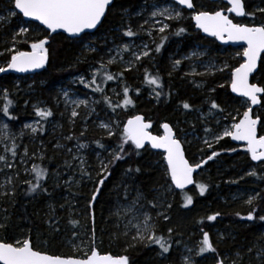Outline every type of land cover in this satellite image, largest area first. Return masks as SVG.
Returning <instances> with one entry per match:
<instances>
[{
  "label": "snow or ice",
  "instance_id": "obj_1",
  "mask_svg": "<svg viewBox=\"0 0 264 264\" xmlns=\"http://www.w3.org/2000/svg\"><path fill=\"white\" fill-rule=\"evenodd\" d=\"M114 4L115 0H0V30H3V35L6 37L4 46L0 50V57L5 58L3 62H0V74H7L10 71L25 73L40 69L49 60V48L46 47L49 43L48 36L30 41L28 38L30 26L25 24L24 18H28L29 21L39 22V25H42L43 29L47 30L49 36L52 33H56L57 30H62L68 34L70 39L83 40L84 37L81 34L87 35L89 30L97 29L107 19V13ZM226 5L227 13L234 14L235 17L248 18L247 22H234V18H229V15L225 14L224 8L215 11H197L194 0H152L150 4L146 0L145 5L136 13L137 17H143L147 13V18L143 19V23L138 24L134 30L130 23L131 17L129 16V20L124 21L117 31L121 38L139 37L141 33H144L151 41V44L142 42L141 45L132 46L124 43L116 45L115 49L108 48L107 53L101 54L95 65L91 66L89 73L91 78H87L86 75H80L78 82L85 89H91L94 93H101L103 103L113 113L117 109L133 105V99L129 96L130 88L125 82L126 74L134 71L138 72L145 58L151 60L155 54L161 53L170 35H184L188 29L183 26H177L173 30L171 22L178 24L184 18L183 9L191 10V20L195 21L196 28L201 32L225 43L229 41L243 42L246 45V47H243L242 53H237V56L243 57V62L238 67H230L225 63L217 71L230 70L231 91L246 98L248 106L243 111L242 117L239 118V122H236V116H231L233 123L230 127H225L222 134H217L213 129L205 127L206 138L203 143L207 147L212 148L213 142L219 143L225 137H230L233 141H244L246 144L245 151L250 156L251 161L262 162L260 167L264 168V135L259 137L257 135V125L258 123H264V119L259 115L253 118L252 107L256 105L264 106L262 104V101H264V86L249 83L250 74L257 70L258 60L264 59L261 56L264 53V0H260V4L256 5L252 11L248 10L247 0H226ZM121 15L127 16L128 10L123 9ZM13 19L19 20L15 27L11 26ZM258 20L259 22H257ZM107 45L108 41L105 39L102 47H107ZM21 47H27L30 50H21ZM114 50L116 55L120 57L119 62L122 65L120 70L115 73L109 71V67L117 63L116 57L111 55ZM84 51L87 54H99L101 49L96 46L95 42H89L84 44ZM123 53H129L131 58L125 60ZM192 55L203 56L206 53L193 52ZM183 59L189 60L191 56H185ZM86 60L87 56L84 57V61L77 57L78 63ZM171 63L173 70H177L180 68L182 60L175 59ZM213 68H215V65L209 62V65L206 66V73H198L193 68L191 72L185 73V76L211 74ZM171 75L172 72H169V77ZM98 78H100L99 82ZM108 81L121 82L122 101L113 102L109 96L104 95L105 89L100 85ZM161 81L162 78L159 73L153 75L149 73L147 68L144 69L143 84L151 88L150 94L156 100H159L164 95ZM196 87H202V85L196 84ZM219 87L224 88L225 85L220 84ZM158 89L160 90L158 91ZM208 91L214 93L216 89L209 88ZM120 94V92L116 93L117 96H120ZM136 94L137 96L141 94L140 88L136 89ZM11 96L12 93L7 88H0V149H2V154H0V173H3L6 177L4 183L0 184V264H131L128 255L114 257L111 254H101L96 242L95 205L117 162L124 161L133 154L139 155L140 151L146 148V145H150L152 149H163L165 153L163 159L166 162L164 175L168 179L164 184L152 190L151 199L141 189L133 188L132 185L124 180L120 181V184L116 187H123L124 203L117 207L114 215L125 219L127 223H125L123 231L113 233L112 238L117 241L123 240L125 252L137 247L151 248L152 246H157L159 249L158 255L167 259L173 251V244L179 245L181 243L180 240L174 239V234L179 235L174 228L169 227L167 235L162 233L159 228V220L171 221L169 213L173 208V203L167 197L169 194L174 197L175 190L179 189L183 194L184 201L181 207L188 208L192 205L193 197L184 193V189L187 185L195 183L193 173L207 165L209 161L219 157L220 152L213 150L211 155L207 156V159H203L200 163L193 165L185 159L182 141L174 132L173 127L167 122L161 125L164 130L163 135H152L148 131L152 125L150 122H145V118L142 115L129 117L123 123L122 129L118 121L101 122L98 127L103 130L106 137L108 139L118 137L119 142L109 151L101 140L94 141L98 148L108 151L110 157L109 159H102L100 153L96 154L99 163L95 177L92 171L89 170L91 166L87 165L84 157L72 154V149L70 148L67 151L71 159H66L63 167L72 174L68 175L67 179H63L64 174L59 171L54 174L57 187L66 188L72 194L73 199L79 197V199L84 200V208L82 212H77V215L81 216L85 223L80 225L79 220L69 217L68 223L74 229L69 242L75 252L73 255L68 256L52 255L39 250L34 245L31 229H29V234L26 236L13 237L9 235L12 213L5 204L12 207L15 206L16 196L18 195V183L28 186L25 195L32 196L38 192L47 194L48 189L43 186L42 181L49 175L47 168H41L38 164H33L31 169L24 168L23 171L29 173V175L34 174V177L32 179H20L18 164L36 159L37 153L29 155L27 147H24L21 155L18 151L20 144L17 143V140L26 134L25 130L30 129L31 134H36L42 130V126L38 129L33 124L25 123L19 134L11 132V125L5 120L9 122L18 120V116L10 111L14 107V101ZM68 96V91H63L66 109L69 104L75 105L69 117L70 122L75 124L76 118L80 115L77 109L81 105L87 107L88 101L84 99L69 101ZM96 103H99V101ZM206 103L209 105L208 115L213 116V118L215 114L222 115L224 113V109L221 108L215 99H208ZM27 104L28 101H25V105ZM180 107L186 111L193 110L192 104L187 101H183ZM33 109L35 116L42 120L54 115L51 109L41 108L38 105H33ZM92 112H95V109H91L89 113H86V116ZM224 118L227 119L228 117ZM201 120L203 122V116ZM219 123L220 121L218 120L217 125ZM86 131L87 127L80 132V136L83 137ZM208 136H211L212 140H209ZM65 139L79 140L75 136H66ZM56 147L59 148L61 145L57 144ZM76 147L77 151H79L86 148L87 145L78 143ZM226 150L236 151L235 148ZM39 159L43 160L44 156L40 155ZM77 160L79 161L78 164L75 163ZM77 171L80 174L79 179H75ZM140 171L139 166L135 168L129 166L124 170L123 175L131 178L134 172L139 173ZM245 175L264 179V174L258 176L256 166L251 167ZM33 179L35 182H33ZM241 179H244V177H241ZM88 183L92 184V188L89 194H85L81 191V187L86 188ZM231 183H238V181L233 180ZM207 187L205 184H196L201 196L205 194ZM73 188H76L75 192H72ZM133 191L135 195L132 194ZM244 203L249 206L250 210L246 215L236 213L241 220H259L264 222V215L260 214L261 211H264L260 207L261 204H264V191H257L254 195H248ZM65 205H67L69 213L74 211L71 200L65 198V203L59 206L61 211L64 210ZM49 209L51 214L47 217L46 223H48L52 232L58 233L60 228L58 226L59 220L55 216L56 208L53 205H49ZM153 212H155V216H153ZM219 215L220 213L209 215L207 220L215 221ZM198 223H203V220L198 221ZM78 227H82V235L75 230ZM200 232L202 239L198 243L195 257L206 259L207 254H211L214 264H245L244 256L246 252L249 257H254L258 264H264V244L260 242L264 240V236H261L245 252L238 249L233 256H229L218 251L207 231L201 228ZM224 239L225 237L221 235L220 240L223 241ZM77 240H79V244L76 243ZM192 251V249L186 248L187 253ZM179 257V264H200L199 259H195L193 256L183 252L179 253Z\"/></svg>",
  "mask_w": 264,
  "mask_h": 264
},
{
  "label": "trees",
  "instance_id": "obj_2",
  "mask_svg": "<svg viewBox=\"0 0 264 264\" xmlns=\"http://www.w3.org/2000/svg\"><path fill=\"white\" fill-rule=\"evenodd\" d=\"M143 0H115L114 6L110 8L107 13V19L99 26V28L93 33V36H101L112 32L115 28L120 26L122 22L121 12L123 9H127L130 15L139 6ZM204 5L207 6L209 11H212L214 4L207 0H201ZM195 4L197 0H194ZM249 5L248 10L252 11L253 8L260 4V0H247ZM226 7L225 4L222 5ZM184 14H189L190 11L184 10ZM248 18H234V22H247ZM259 22V20L257 21ZM173 24V30L177 26H183L188 29V31L182 36L170 35L169 40L166 42L161 53L156 55V62L158 63L161 72L159 75L162 78V91L164 95L156 100L154 97L145 100L144 94H141L133 99V105H129L127 108L117 109V118L120 119L121 124L127 121V119L133 115H142L145 120L150 122L152 127L150 128L152 133L159 130V125L165 122L171 123L177 112H174L175 105L178 104L179 100L182 102L188 100L190 104L196 109L200 107L203 109L204 104L199 101L203 97L207 99H215L221 106V108L226 107L227 104L232 103V101H237L236 97H233L228 86L225 84L224 88H220L221 75H216L214 77L206 79V89L215 88L214 93L207 92L205 95L198 93L195 89H191L190 86L181 85L180 81L177 79L178 73L172 72L171 77L167 73L171 72L168 67V55L173 53L178 43H180L184 53L193 47L194 43H204L211 46V53L213 57L222 56L219 51L220 47L214 40L202 37L198 31H193L192 21L188 20L184 23ZM31 26H36L34 23ZM0 34L3 35V30H0ZM0 35V37H1ZM48 36L49 43L47 47L49 48V60L46 62L45 67L39 72L32 74L33 86L26 88L22 85L20 88H16L12 84V79H23L27 78L16 77L12 73L8 75L0 76V87L7 88L10 93H12L11 99L14 101V107L10 109L13 114L18 116V120L15 122H9L12 130H16L21 126L26 120L35 116L33 105L37 98L45 101L49 105L48 109L53 111L52 98L56 95V88L63 84H66L67 79L74 77L81 71H84L85 62H77V57H80L82 53V45L85 41H88L92 34L83 35V40L69 39L63 34L48 35V33L40 29V35L37 38H44ZM175 44V45H173ZM238 48H223V54H225L226 60L233 67H238L241 63V59H235L233 53L237 52ZM264 57V54L262 55ZM84 61V60H83ZM152 69L151 66H149ZM132 73V72H131ZM126 74V81L130 80V74ZM30 76V75H29ZM229 77V76H228ZM230 78V77H229ZM219 79V80H218ZM128 80V81H127ZM252 81L256 84L264 86V59L260 60L259 68L257 74L252 78ZM220 83V84H218ZM127 84V83H126ZM130 89V84L128 85ZM160 89H158L159 91ZM90 91V90H88ZM136 92V90H131ZM171 93V95H169ZM190 93L192 95H190ZM130 96V95H129ZM192 96V98H190ZM102 100V99H101ZM25 101L28 104L25 105ZM181 105V103H179ZM263 104V101H262ZM99 108V107H98ZM257 115L264 119V113L257 110ZM240 118V117H239ZM239 120V119H238ZM63 127L61 129L62 136H75L79 140H66L69 146L77 145L78 143L86 144L87 146L94 143L96 140H101L107 146H113L119 142L118 137H113L108 139L106 135L96 128L89 122L88 130L83 137L80 136V120L77 119L75 124L70 126L66 123H62ZM174 132L178 133L174 130ZM259 134H263V123H261L259 128ZM25 137L22 138V142H25ZM179 138V136H178ZM50 142L45 146L44 149V159L40 163L42 168H47L49 170V175L45 177L42 181L43 186L48 189V193L38 192L32 196L25 195L27 190V185L18 183L15 206H9V211L12 213L11 229L9 232L10 236L19 237L21 235H28L29 229H31V236L34 245L41 251H45L52 255L68 256L73 255L74 250L71 246L67 244L70 240L71 233L74 230L72 226L68 223L69 217L72 219L79 220L80 225H83L85 221L77 212H82L84 208V200L72 198V194L64 187L56 186L55 173L59 171L63 173V179H67L68 175L72 173L63 167L64 161L69 160V153L65 150H58L53 148L54 141L50 137ZM68 141V142H67ZM234 144L230 138H226L223 142L218 145L204 150L202 152V159H207L208 155H211L213 150L220 152L219 157L215 158L213 161H209L207 165L203 166L207 169V175L205 181L200 184L207 185V191L203 196L199 193L193 197V204L188 208H183V194L181 192H175V195L169 194L171 197V202L173 203L171 221L162 222L158 221L160 231L166 234V229L172 227L176 230L174 234V239L180 240L179 245L173 248V251L167 259L161 260L155 253L159 251L157 246H152L151 248L137 247L135 249H130L127 252L124 251L120 241L112 240L111 233L113 232V220L112 210L114 209L115 202L123 199V187H116L120 184L121 180L126 181L130 185L137 186L144 193L148 195V198H152V190L159 185L164 184L168 179L164 173L160 172L154 165L156 160H161L160 153H154L148 148L140 151L139 155L133 154L130 158H126L124 161L117 162L116 166L112 170L111 177L106 181L102 194L99 197L98 202L95 205L96 212V242L99 247L101 254H111V255H128L131 260V264H179L178 255L179 250L184 244L187 238L188 240H196L201 237L200 229L203 228L210 235V239L217 246L218 251L221 254H227L233 256L234 253L239 249L242 252L248 247H251L257 242V240L264 236V222L256 221H244L241 220L236 213L241 215H246L250 210L249 207H239L237 202L230 201V194H232L235 189L242 184V189H252L253 191H264V179H258L257 177L246 176L238 183L225 184L227 177H222L220 172H225L230 175H239L241 172H245L247 168L256 165L258 176L264 174V168H260L258 165L253 164L249 155L246 153L245 149L239 150L242 153L241 157L236 160L235 157L229 156L228 152L224 151L223 147H231ZM30 150L34 151L35 144L29 145ZM127 147V146H126ZM85 152L90 155V150L86 148ZM185 156L189 162H191V152L188 148L184 149ZM110 157H108L109 159ZM88 161H90V156H88ZM132 166L133 168L139 166L141 171L139 173H133L131 178L125 177L123 175L124 170ZM230 166H234L232 169ZM92 170V167L89 169ZM216 172V174H215ZM95 177V172H92ZM78 176V174H75ZM221 176V178H220ZM20 179L24 180V177L20 175ZM33 182L35 180L33 179ZM247 182V183H246ZM92 184L88 183L87 187H81V191L85 194L90 193ZM76 188L72 189L75 192ZM189 190L184 191L187 195ZM65 198L72 201L75 213H69L67 205L63 211L60 210V204L65 203ZM78 201V202H77ZM49 205H53L56 208L55 216L59 220L60 231L58 233L52 232L49 229L48 223H46L47 217L51 214ZM239 207V208H238ZM261 209H264V204L260 205ZM78 209V210H77ZM220 213L215 221H208L207 216ZM260 214L264 215V211ZM203 220V223H198V221ZM90 226V224H89ZM222 229L224 232L225 239L223 241L213 234L212 228ZM78 227L77 229H79ZM82 228V227H81ZM77 229H75L77 231ZM264 244V240L260 241ZM211 259H204L200 261V264H214L212 255ZM245 264H258L254 257H249L246 252L244 256Z\"/></svg>",
  "mask_w": 264,
  "mask_h": 264
},
{
  "label": "rangeland",
  "instance_id": "obj_3",
  "mask_svg": "<svg viewBox=\"0 0 264 264\" xmlns=\"http://www.w3.org/2000/svg\"><path fill=\"white\" fill-rule=\"evenodd\" d=\"M152 2V0H147V3L150 4ZM146 3V0H143L139 6L133 11V13L130 15V12H128L127 16H122V22L124 21H128L129 20V16L131 17L130 19V23L132 24L134 30L136 29L137 25L140 23H143V19L147 18V13L144 14L143 17H137L136 13L137 11H139L141 9L142 6H144ZM210 4H214L215 6H213L212 11L215 10H219L220 8H224L226 11V7L227 5H225L226 7H223L222 5L224 3H222L221 1L219 2H215V3H210ZM196 6H197V11L200 10H208L207 6L204 5L202 3L201 0H197L196 2ZM191 15L192 12H190L189 14H184V18L181 19L178 24L180 23H184L188 20H191ZM19 22L18 19H13L12 21V27H15L16 24ZM171 23H175L176 22H171ZM25 24H27L28 26H30V32L28 34V38L29 40H34L36 39V37L38 35H40V29H42L40 26H38L37 24H35L36 26H31L29 22H25ZM120 24V25H121ZM119 28V26L117 28H115L112 32L101 35V36H92L89 37L88 41H85L82 45V53L80 55L81 60H84V57L87 56V61L85 64V68L84 71H81L80 73H78L77 75H75L74 77H71L69 79H67L66 84H63L61 86H58L56 88V95L53 96L52 98V105H53V113L54 115L52 117L47 118L46 120H42L39 117L33 116L30 119L26 120L21 126H19L16 130H12L10 128V131L16 134H19L20 130L22 129L23 125L25 123L28 124H33V126L37 127L38 129L41 128L42 126V130L38 131L36 134H31L30 129L25 130V142H22V137H20L17 140V143L20 144V148H19V153L22 155L23 151H24V147H27L29 155H32V153H37V158L34 160H29L27 163H23V164H18V168L20 169V175L24 177V179H32L34 177V174L29 175V173H25L23 171L24 168H28L31 169L33 164H38L40 166V163L42 162L41 159H39L40 155L44 156V149L46 144L48 143L47 141L50 142V137L52 138V140L54 141L55 144H53V148H56L58 150H65L68 153V149H72V154L78 155V156H82L84 157V159L86 160L87 165H90L92 167V172H96L98 171V160H97V153H100L101 158L102 159H108L109 155H108V151H104L103 149H100L96 146L95 143H92L90 145L87 146V149L90 150V155H88L87 152H85V149H80L79 151H77V145L74 146H69L67 143H65L66 136H62L61 133V129L63 127V122L72 126L74 124H72L69 120L70 117V113L73 107H75V105L69 104L67 106H65V102H64V98H63V91H68L69 96H68V100H80V99H84L88 101V105L87 107L84 105H81L80 108L77 109V111L80 113L79 117L76 118L80 120V129L84 130L85 127H87L88 130V124L89 122L96 128V130H100L103 132V130H101L98 125L101 122L104 123H110L111 121L115 120L120 122L121 125V129H122V124L119 118H117V111L115 113H113L110 109H108V107L103 103V99H102V94L101 93H94L91 91V89H85L83 87V85L79 84L78 82V77L80 75H86L87 78H91L90 77V68L91 66L95 65V62L99 59V56L101 54L107 53L108 48H113L115 49L116 45H122L124 43H127L129 45L132 46H136V45H141L142 42H147L149 44H151V41L149 40V38L144 34L141 33V35L139 37H123L121 38V35L119 34V32L117 31V29ZM193 31L196 32L194 26H193ZM1 35V34H0ZM10 35V33H9ZM6 39V37L4 35H1L0 37V50H2L3 46H4V40ZM105 39H107L108 41V45L107 47H102L104 45ZM113 41H115V43H113ZM89 42H95L96 46L98 48L101 49L99 54H87L84 51V44L85 43H89ZM175 45V44H173ZM47 47V45H46ZM221 47V46H220ZM223 48L222 47L219 51L220 55L222 54V56H217L213 57L212 53H211V46L204 44V43H194L193 47H191L187 53L182 50V47L180 45V43H178V46L176 48V50L169 54L167 59H168V67L170 69L171 72H175L178 73L177 79L180 81L181 85H187L190 86L191 89H195L198 93L200 94H206L207 89H206V79L214 77L216 75H221L222 77H220V82L221 84H226L227 86L230 83V70H225L223 72L221 71H217V69L222 68L224 66L225 63H227L230 67L231 64L226 60L225 58V54H223ZM21 50H30L27 47H21ZM243 51V47L238 48L237 52L233 53V57L235 59H241L242 61V56H237V53L240 52L242 53ZM193 52L199 53V52H204L206 53V55L203 56H196V55H192ZM112 56H115L117 59V63L111 65L109 67V71L115 73L118 72L121 68V63L120 61V57L116 55V51L114 50L111 53ZM156 55L155 54L153 56V58L151 60H149L148 58H145L142 61V66L139 68V71H134L130 74V80L127 83V85L130 84V87L132 89H130L129 95L131 98L137 97L136 92H133L131 90H136L137 88H140L141 91L144 94L145 100H147L148 98L153 97V95H151V88L145 84H143V75H144V69L147 68L149 73L155 75L157 73L161 72V69H159L158 67V63L156 62ZM123 56L125 58V60L130 59V54L129 53H123ZM185 56H191V59L189 60H184L183 57ZM5 58L4 57H0V62H3ZM107 59V57H106ZM175 59H181L182 60V64L180 66L179 69L177 70H173L172 68V60ZM209 62H211L212 64L215 65V68L212 69L211 74H205L203 76H185V73H189L192 71L193 68H195V71L198 73H206V66L209 65ZM149 66L152 67V69L149 68ZM11 71L7 74H0V76L2 75H8L10 74ZM167 75H169V73H167ZM230 78H229V77ZM27 77V76H26ZM32 75L28 76L27 78H23L21 80L19 79H12V84L17 88H20L22 85H24L26 88H30L33 86V79L31 78ZM21 78V77H20ZM98 78V82H99ZM219 80V79H218ZM75 81V82H74ZM126 81V80H125ZM218 83V84H220ZM196 84H201L202 87H196ZM101 87H103L105 89L104 95L109 96L113 102H117V101H122V88H121V82L119 81H108L106 83H101L100 85ZM94 87V86H93ZM2 88V87H0ZM228 89V88H227ZM90 90V91H88ZM120 92V96H117L116 93ZM190 95H192L190 93ZM58 98V99H57ZM192 98V96L190 97ZM102 99V100H101ZM237 101H232V103H229L226 105V107H224V113L221 114H215L214 118L213 116L208 115L209 113V105L206 103L207 97H203L199 102L204 104V108L200 109V107H197L196 109H193L192 111H186L184 110L182 107H180L179 103H182L181 100H179L178 104L175 105L174 108V112H177V114L175 115L173 122L170 123V126L173 127V130H175L178 133L179 139L182 141V146L185 148H188L191 152V164H196V163H200L203 159H202V152L204 150H208L210 149L209 147H207L203 141L206 138L205 136V132H204V128L208 127L210 129H213V131L217 134H222L223 129L225 127H230L231 124L233 123L231 116H236L237 120L236 122H238L239 117L242 116L243 111L246 110L248 103H246L245 99H241V98H236ZM189 99L184 100L188 102ZM97 101H99V103H96ZM264 104V101H263ZM34 105H38L41 108H49V105L45 103V101L37 98L35 100ZM99 107V108H98ZM194 108V107H193ZM91 109H95V112H92L90 115L86 116V113H89L91 111ZM257 110H260V112L264 113V106H261L255 110L254 112V116H257ZM230 114V115H229ZM203 116V122L201 120V117ZM224 117H228L227 119H225ZM220 121L219 125H217V121ZM37 121H39V123H37ZM5 122H7L5 120ZM148 122V121H147ZM161 125H159V130L155 133H152L153 131L150 130V132L154 135H162L163 132L161 130ZM104 133V132H103ZM105 134V133H104ZM106 135V134H105ZM264 135V123H263V134ZM209 140H212L211 136L207 137ZM226 138H230V137H225ZM68 142V141H67ZM223 142L220 141L219 143H215L213 142V147L214 146H218ZM35 144L34 148L35 150L31 151L30 150V146L29 145H33ZM59 144L61 145V147L57 148L56 145ZM107 146V145H106ZM108 150L111 151V149L113 148V146H107ZM212 147V148H213ZM225 152L229 153V156L231 157H235L237 156L235 159L238 160L239 157H241L242 153H240L239 150L241 149H246L245 146H240V145H236V144H232L231 147H223ZM231 148H235L236 151L232 152V151H227L226 149H231ZM0 154H2V149H0ZM161 155V160H156L154 165L157 167V169L162 173H165V169H166V164L164 162L163 159V155ZM88 156H90V161H88ZM71 159V156L69 155V160ZM76 164L79 163V161L77 160L75 162ZM261 165V163H260ZM260 165H258L260 167ZM256 166V165H254ZM41 167V166H40ZM232 169L234 168V166H230ZM253 167V166H252ZM42 168V167H41ZM261 168V167H260ZM251 169V167L247 168L245 172H241L239 175L235 176V175H230V174H226L225 172H220L219 174H221V176L223 177H227L228 179H226L224 182L225 184H231L230 182L235 180V181H241V177H246L245 173L248 172ZM8 171V170H6ZM75 174H78V176L76 175L75 179H79L80 178V174L77 171ZM216 174V172H215ZM206 175H207V169H205L204 167H202L199 172L195 175V183L194 186L189 189L188 193L191 196H196L199 193V190L196 188V184H200L202 181H205L206 179ZM220 176V178H221ZM6 177L3 173H0V184L4 183ZM247 183V182H246ZM243 186L245 185H241L240 187L238 186L235 191L230 194V201L232 202H237V205L241 208V207H249L248 205H246L244 203V201L248 198V195H254L256 191H253L252 189H242ZM133 188H138L137 186H134ZM158 188V187H156ZM176 192V191H175ZM153 193V191H152ZM133 195H135V192L133 191L132 193ZM171 196V195H170ZM168 196V200L171 202V197ZM124 203V200H118L115 202V206L114 209L112 210V215L114 216V220H113V232L111 233V237H113V233H117V232H122L124 229V225L125 223H127V221L125 219H122L116 215H114V213L117 211V207L121 204ZM238 207V208H239ZM78 210V209H77ZM73 214L75 213V210L72 211ZM172 212V210H171ZM169 213V215L171 216L172 213ZM153 216H155V212L152 213ZM172 217V216H171ZM162 222H165L163 220H160ZM77 231H79L81 233V235L83 234V229L80 227L79 229H77ZM213 234L214 236L217 235L219 238L221 235H224V232L222 229H217V228H212ZM166 234H167V229H166ZM189 238H187L184 242V244L182 245L181 249L179 250V253L183 252L187 255H191L193 256L195 259H199L200 261H204V259H201L199 257H195V251L197 250V246L199 241L202 239V235L201 237H199L196 240H188ZM112 240L117 241L115 239L112 238ZM122 248L124 249V244H123V240H119ZM77 244H79V240L76 241ZM67 244L69 246L72 247V249L75 251V249L73 248V246L71 245V243L69 242V240L67 241ZM177 246V245H176ZM175 245L173 246V248L176 247ZM186 246V247H185ZM186 248L188 249H192L193 251L191 253H187L186 252ZM125 251V250H124ZM117 256V255H114ZM155 256H157L159 259L164 260L165 258H162L158 255V253H155ZM207 259H211L210 254H207ZM178 260H180V257L178 255ZM257 261V260H256ZM258 262V261H257Z\"/></svg>",
  "mask_w": 264,
  "mask_h": 264
},
{
  "label": "water",
  "instance_id": "obj_4",
  "mask_svg": "<svg viewBox=\"0 0 264 264\" xmlns=\"http://www.w3.org/2000/svg\"><path fill=\"white\" fill-rule=\"evenodd\" d=\"M207 1H209V2H213V3L221 1V2H223L224 4H226V0H207ZM184 10L192 12L191 10H188V9H186V8H185ZM225 14L229 15V18H231V16L234 17V18H239V19L243 18V17H235L234 14L227 13V11H225ZM191 21H192V24H193L195 30L198 31L202 37H205V38H208V39H212V40H214V41H215L219 46H221V47H225V48H229V47H230V48L246 47V45H245L243 42H231V41H229V42L225 43V42H223V41L217 40L215 37L208 36L207 34L201 32L199 29L196 28V26H195V21H193V20H191ZM24 22H29V23L37 24L38 26H40V27L43 29V26H42V25H39V22H37V21H29L28 18H24ZM98 28H99V26H98ZM98 28H97V29H98ZM97 29H95V30H89L87 34H93ZM43 30H45V29H43ZM45 31L47 32V30H45ZM47 33H48V32H47ZM56 34H63L64 36H66V37L68 38V34H67V33H64L62 30H57L56 33H52L51 35H56ZM83 35H85V34H81V36H83ZM69 39H70V38H69ZM263 54H264V53H262L261 56H262ZM242 62H243V57H242ZM242 62H241V63H242ZM259 64H260V60H258V62H257V70H255V71H254L252 74H250V76H249V83H254V82L252 81V78H253V76H255V74L257 73L258 68H259ZM44 67H45V66H44ZM44 67H43V68H44ZM43 68L36 69V70H33V71H29V72H25V73H16V72H12V71H11V73H12L14 76H16V77H23V76H29V75H32L33 73L39 72V71L42 70ZM228 90H229L230 94H231L233 97L241 98V99H245V100H246V98L241 97V96H239L237 93H233V92L231 91L230 83H229V85H228ZM259 106H260V105L252 106V107H253V118L256 117V116H254V111H255ZM145 122H147V121L145 120ZM238 122H239V121H238ZM260 124H261V123H258V125H257V135H258V137L261 136V135H259V127H260ZM161 130H162V132H163V134H164V130L162 129V127H161ZM148 131L150 132V128L148 129ZM150 133H151V132H150ZM151 134H152V133H151ZM163 134H162V135H163ZM152 135H154V134H152ZM230 139H231V138H230ZM231 141H232L234 144H236V145H240V146L243 145V146H246V144H245L244 141H233L232 139H231ZM182 147H183V146H182ZM146 148H148L149 150H151V151L154 152V153H160V154H162L163 157H164V154H165V153H164L163 149H152L150 145H146ZM183 149H184V147H183ZM184 156H185V152H184ZM185 159L187 160L186 156H185ZM249 159H250V161H251L250 156H249ZM164 162H165V161H164ZM188 162H189V161H188ZM251 162H252L253 164L261 163V162H256V161H251ZM189 163H190V162H189ZM165 164H166V162H165ZM190 164H191V163H190ZM199 170H200V169H197V170L193 173V180H194V182H195V175L199 172ZM193 186H194V183H193V184H190V185H187L186 188L184 189V191L191 189ZM175 191H176V192H181L179 189H176ZM114 257H115V256H114Z\"/></svg>",
  "mask_w": 264,
  "mask_h": 264
},
{
  "label": "flooded vegetation",
  "instance_id": "obj_5",
  "mask_svg": "<svg viewBox=\"0 0 264 264\" xmlns=\"http://www.w3.org/2000/svg\"><path fill=\"white\" fill-rule=\"evenodd\" d=\"M231 18H234V17L231 16ZM256 74H257V73H256ZM256 74H255V75H256ZM253 77H254V76H253ZM254 83H255V82H254Z\"/></svg>",
  "mask_w": 264,
  "mask_h": 264
}]
</instances>
